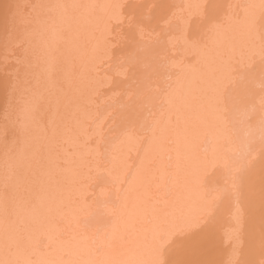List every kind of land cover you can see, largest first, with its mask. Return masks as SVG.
<instances>
[{"label": "bare ground", "instance_id": "6f19581e", "mask_svg": "<svg viewBox=\"0 0 264 264\" xmlns=\"http://www.w3.org/2000/svg\"><path fill=\"white\" fill-rule=\"evenodd\" d=\"M152 1L30 0L24 8L29 21L20 25L13 19L21 0H0V99L12 101V108L0 109V126H11L16 150L26 149L20 134L32 133L38 119L50 132L57 123L71 127L59 145L66 154L59 158L63 166L45 170L50 178L29 179L22 202L27 206L1 201L0 264H169L180 248L193 245L216 206L224 215L218 264H264V79L254 82L264 78V0H220L217 6L214 0H165V24L157 39L152 36L154 43L150 35L143 40L146 36L138 39L134 33L126 43L120 39L119 54L130 63L141 66L160 52L161 64L137 69L127 90L132 95L122 94L112 107L119 125L115 133L139 130V140L122 139L107 150L112 158L94 163L97 152L89 149L99 141L97 119L84 122L78 108L83 112L88 106L80 101L93 95L92 75L106 72L102 60L111 51L105 43L119 39L122 16L140 19L142 6ZM202 9L211 11L194 29ZM13 44L16 53L9 57ZM150 71L168 81L147 102L142 78ZM65 76L67 88L58 92L64 104L55 105L51 116H38L44 86L53 87ZM121 77L112 81L124 92ZM22 87L26 90L19 92ZM27 98L33 104L25 113ZM71 100L78 108L68 107ZM245 110L246 126L236 118ZM62 113L71 114L70 123ZM247 134L254 135L250 141H244ZM90 184L87 191L79 189ZM6 186L1 179L0 192ZM105 189L113 192V208L100 213L96 228H82L87 203L101 199Z\"/></svg>", "mask_w": 264, "mask_h": 264}, {"label": "rangeland", "instance_id": "374dc122", "mask_svg": "<svg viewBox=\"0 0 264 264\" xmlns=\"http://www.w3.org/2000/svg\"><path fill=\"white\" fill-rule=\"evenodd\" d=\"M219 1L220 0H214L213 5L215 6ZM152 2L147 3L149 5L151 3L150 6H147V5L142 6L144 8V9L142 8V11H141L143 16L140 19L136 17L138 20H136V18L133 19V16H130V17L128 16L129 19L125 18L126 15H123L121 18V20H123V21H120L121 27L118 30H116L117 34L121 33L122 35L121 34L118 35L117 38H119V39H116L117 42L116 41L113 42V41L109 40L110 42L108 41L105 43V45H107L106 48L110 46L108 49H109V51H111L102 60L103 63L104 62L106 63L103 66V69L106 71L105 72L106 74L103 73L101 75H96V77H95V74L92 75V77H91L92 80L90 82V84H92V86L90 87V91H92L91 93H93V95L89 96L90 98L89 97L87 99L85 98L86 101H83V100L80 101V104L85 105L86 107L88 106L87 107L88 109H86L85 111L82 112L81 107L78 108L79 102L76 103V101H74V103H75L74 104V103H72L73 100H71V103L68 104V107L70 105V107L72 108V106L74 105V107L76 106L78 108V110H80L81 113H84V114H82V119H85L84 122H90L91 120L93 121V119H97L94 122V128H97L99 131V141L96 143V147L93 146V148L89 149V151H93V150L95 151L96 150V152H97L96 156L98 157V159L94 161L95 164H98L102 159L112 158V157H109V155L107 154V152H108L107 150H109L110 148H112L114 146H117V144H119L122 139H126L129 137V138H133L135 140H139V138H137L140 135L139 130L138 131H131V132L125 131L123 134L122 133L121 134L115 133V129L119 126L118 122L116 123V118L114 115L115 104H116L117 100L119 99V97L122 96V94L123 95L128 94L129 96L132 95L131 93L129 94L127 92V90H129L130 85H133V83H134V81L130 80L131 77H136L138 72H139L138 70H147V69L151 68L154 65V63H155V65H156V63L159 64L161 62L162 56L159 54L160 52H156V53H154V55L152 54L150 56L149 62H146L141 66H137V65H135V63H130L129 60L127 61V59L123 58L122 54H119L120 53V47L118 46V43L120 44V42H121L124 45L123 41L126 43V41H128V38L132 37L133 33L139 37V38L137 37L138 39H142V37L146 36L145 39H143V40H147L148 36L150 35L149 39H148V40H150V43H154V41H155L154 39H157L158 36H160L162 28L164 27L163 24H165V20H166V18H165L166 17L165 16L166 15V13H165V8H166L165 0H154V2L153 3ZM29 3H30V0H21L20 5H19L20 7L18 8V11H16L17 15L13 19L14 22H16L17 24H20V25L25 24V22L27 21L28 18L25 17L26 15L24 13V8H27ZM214 6H212V7H214ZM155 7H157V9ZM39 8H41V7H39ZM42 9L43 8H41V10ZM44 9H45V7H44ZM210 11L211 10H209V9L206 11L203 9H202V11L198 10L197 11L198 17L195 20H193L191 27L195 29V28H198L199 26H203L204 25V23H203L204 18L203 17L205 14L210 13ZM41 12H43V10ZM50 12H53L52 14L54 15V11H50ZM148 14H149V16H148ZM130 18H132L131 19L132 24L130 23V21H131ZM124 19H126V20H124ZM13 20L11 21V23L9 22L8 24H12ZM134 20L136 21L137 24H135ZM148 20L151 23H149ZM28 21H27V23H28ZM144 21H145V23H144ZM124 22H125V24H123ZM127 23L129 24V27H130L129 31L127 29V26H128ZM138 23H140V26ZM142 23L146 27H144ZM126 24H127V26H125ZM150 24L152 25V27H150L151 26ZM192 25H194V26H192ZM137 26H139V27H137ZM132 27H134V30H136L137 33H136V31L133 30ZM3 28H4L3 25L1 26V24H0V30H3ZM154 32H156V33H154ZM123 33H124V36H123ZM147 33H149V34H147ZM145 34H147V35H145ZM152 36L155 38L153 39ZM121 37H125V38H121ZM120 39H124V40L122 41ZM115 43H116V46H118V47L115 46ZM112 44H114V45H112ZM120 46H121V44H120ZM189 47H192V45L190 43H189ZM16 49H17V45L13 44V46L10 48V50L6 52V55L9 57L13 56L16 53ZM113 50H114V52H113ZM117 50H119V51H117ZM10 59L11 58H9L7 62L13 61V58L11 60ZM124 61H125V63H124ZM124 64H126V65H124ZM133 64H134V66H133ZM40 65L41 64H39V66ZM127 65H129V66H127ZM135 66H136V69H135ZM40 67L42 70V65ZM65 67L68 69L69 65L66 64L63 68H65ZM37 69H38V67H37ZM67 69H64V70H67ZM121 73L124 75H122ZM130 73H131V75H130ZM108 74H110V75H108ZM116 75H117V77H118V75L120 77L123 76V77H121L122 80L124 79L126 81L125 82L123 80L125 82L124 83L125 89L123 88L125 90L124 92L117 90L116 87L113 85L112 80H113V77H115ZM145 76H147V77H143L142 82L147 87V89H146L147 93H149L148 96L146 97L147 99L145 98V100L147 102H149L152 98L156 97L155 95H157L159 92H161V90L165 86L166 82L168 81V77H166V75H163L162 73L160 74V72L159 73H153L152 71L147 73ZM67 77L68 76H65L63 80H60L62 82H58L57 85H55L53 87H48L49 89L46 88L47 86H44L45 90L43 89L41 91L43 94V99L38 102L37 109L35 110L37 112L38 116H42V115H46V116L48 115L49 116L52 113V112L50 113L51 109H52L51 111H53L54 107H56L58 105L60 106V104H61L60 102H62V105L64 104V99L62 101V100H59L58 97H59V94L61 95V93H64L63 90L65 88H67V86H65V85H67V82H69V80H70V78H67ZM66 79L68 80L67 82H66ZM263 79H264L263 76L259 77L258 79H255L254 80L255 85L261 84V82H262L261 80H263ZM123 81H122V84H123ZM27 85L28 84H25L23 86L27 88ZM79 85L81 86L82 84L80 83ZM41 86L39 87V89L41 88ZM77 87H78V85H77ZM51 88L52 89L55 88V90L54 89L52 90ZM22 89L26 90L22 87L19 90V92L23 91ZM38 90H36V91H38ZM58 92H59V94H58ZM75 92L76 91H72V93H75ZM55 94H57V96ZM46 97L49 99H47V100L44 99ZM55 98H57V99L55 100ZM29 100L30 99L27 98L25 101L26 103L29 102V103L24 105L25 107L23 109L25 110V113L27 110L26 106L29 107L30 105L33 104V102H31V100L30 101ZM57 100L59 102H57L55 104V102ZM6 102L7 103H5V100L2 101V99H0V109H2L4 106H5V108L10 109L9 107L11 106L12 101L6 100ZM52 102L54 105L51 104ZM82 102H84V103H82ZM51 107H53V108H51ZM74 107L72 109H74ZM112 107H114L113 110H112ZM11 108H12V106H11ZM23 109L20 110L22 112V114L24 113ZM39 110L42 111L43 113H38V112H40ZM21 112H19V114ZM246 113H249V111L245 110L244 113H241L240 115L236 116V118L239 119L240 125L246 126L245 123L250 120L249 117L244 118V115H242V114H246ZM62 114L60 115V117H62V118L65 117L63 119H67V122L71 121L72 117L70 116L71 115L70 113H66V114L62 113ZM8 117H10V116H8ZM8 117L6 119H8ZM62 118H60V119H62ZM260 123H263V122L260 121ZM1 126L3 128H1ZM1 126H0V130H1V132H0V139L1 140L0 141L3 144L0 143V151H1L0 161L2 164L1 169H0V176H1L0 180L5 179V181H7V186L5 187L6 189L3 188L2 192H0V199H2V200H0V203L2 201L5 204V206L8 207L9 205L12 204L11 201L13 202L16 200L18 202L20 201L19 203L17 202L18 204L27 206V204L22 203V202H26V200H27V196H26L27 195V193H26L27 188L26 187H27L28 183L30 182L29 179L33 180V178H34V181H36V180L38 181V179L39 178L41 179V177L44 178L46 176L47 178H50V176H48L49 174H47L45 172V170H49V169L56 168V167L61 168L63 166L62 165L63 163L60 161L59 158L66 157V154L63 152V148L60 147L59 145L61 144V141L63 143H65L64 139L67 138V135L69 134L71 127L68 126L67 127L68 129H66L65 126H61L60 123H57L56 126L54 127L56 130L50 132V128L42 125V122L38 119L35 122V126L33 128L34 131H31L32 133L27 132V131H23L22 132L23 134L22 133L20 134V138L23 141H25V142L27 141L29 143V144H27V142L25 143L27 145L26 149H23V150L17 149L16 150V149H13L14 147L12 146L13 142L15 141V137H14L13 131L10 130L11 126L8 125V122L6 124L5 123L2 124ZM140 127H141V125H139V128ZM43 128H47L48 131L47 130H46V132L39 131V129H43ZM94 128H92V129H94ZM34 132H36V133H34ZM32 134L34 135V137ZM49 136H50V138H49ZM253 136L254 135H252V134H247L244 137V141H250ZM18 139H19V136H18ZM35 140H36V142H35ZM35 148L36 149L38 148L37 151ZM30 150H32V151H30ZM84 150H85V148H81L78 152L82 153V152H84ZM22 151H24V152H22ZM29 151L32 153L30 155V157L27 155V154H30ZM37 155L40 158H38ZM37 158L39 159V161ZM17 159H20L21 161L19 160L20 162H18L16 164L15 161ZM35 161H38V162H35ZM36 164H39V165L37 166ZM59 164H60V166H59ZM27 166H29V167L27 168ZM31 169H33V170H31ZM42 171H44L43 176H42ZM97 175L100 176L102 174H97ZM26 178H28V179H26ZM20 179H21V181H20ZM17 182H18V184L20 183V185L22 186L21 188L18 187L19 185L16 187ZM34 186H35V184H34ZM90 186H91V184L86 185V186L82 185V187H79V189L87 191V189L90 188ZM70 190H73V188H70ZM36 191H38V188L36 189ZM106 191H107V194H106ZM104 192H105L104 196H106L105 198L103 196L101 199L95 201L94 203L92 202V204L87 203L85 210L88 212L86 215L88 218L86 216L85 217L82 216L84 218V219L83 218L81 219L82 221L80 220V224H81L82 228L85 227V229H87V230L92 229V228L93 229L96 228L97 227L96 225L98 224L97 221H98V217H99L100 213L103 212V210H109V209L113 208V203H112L113 192H112V190L111 189H108V190L105 189ZM13 199H15V200H13ZM37 200H39V199L36 198V200H34L33 203H36ZM5 202H10V203L7 204ZM28 204H29V202H28ZM213 211L214 212L210 216L209 221H207V222L205 221L202 223V225H204V226L200 230L199 234H197V236L195 238V242L193 243L192 246H190L191 248L187 245H186L187 248L185 247V250H184V247L180 248L177 256L173 257L169 261V264H179V263L181 264L183 257L186 259V260L184 259L186 264H218L219 263V253L217 254V252H216L219 249L218 248L219 247L218 242H217V234L220 233V229H219L221 227L220 223L222 222L221 219L222 220L224 219V215L222 212L223 210L220 206H216V208ZM95 222H97V223H95ZM88 226H89V228H88ZM19 228L21 230V226L17 227V229H18L17 231L20 234L21 231L19 230ZM242 237L243 236H240L241 242H243ZM182 250H184L183 253H182ZM183 254H185V256ZM186 255L189 256V259L186 258ZM184 260H183V262H184Z\"/></svg>", "mask_w": 264, "mask_h": 264}]
</instances>
